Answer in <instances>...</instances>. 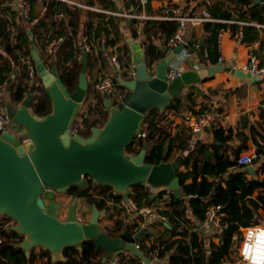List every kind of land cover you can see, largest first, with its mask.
Wrapping results in <instances>:
<instances>
[{
    "label": "trees",
    "instance_id": "obj_1",
    "mask_svg": "<svg viewBox=\"0 0 264 264\" xmlns=\"http://www.w3.org/2000/svg\"><path fill=\"white\" fill-rule=\"evenodd\" d=\"M4 1L10 2L11 0ZM29 1L33 4L36 0ZM82 1L89 5L95 4V2L98 1V3L106 7L115 4L112 0ZM187 1L192 2V0ZM129 2L137 7L143 5L140 3V0H129ZM45 3L46 9L43 15L32 18V21L33 19H37L34 24L28 26L21 23L16 24L13 20L15 16L13 13L0 21V85H5L7 90L11 87V97L16 103H20L23 98L29 94L30 89L34 88V107L36 112L40 115H47L52 111L51 102L37 71L36 80L33 82V80H30L28 77L26 64L20 62V58L31 56V40H34L35 43L37 39L43 41V45L38 44V49L42 55L45 52L46 40L62 38L58 45L53 47L51 55L47 57L42 55V57L50 66L54 63L57 64L58 72L63 82L69 90L73 91L78 85L79 75L84 63H87L88 74L97 62L96 55L101 57L104 52H107L108 48L116 46L120 43L119 41L125 39L121 25L123 18L120 16H110L92 10L87 13L89 21L82 24L80 23L81 9L78 5L58 0H45ZM144 6L147 10H150L149 3L144 4ZM236 10L238 12V20L247 19L250 22L257 21L260 24H264V7L261 4H257L256 0H241ZM57 13L64 14L60 22L54 20V16ZM189 13L194 14V11H189ZM232 16L230 11H226L221 18L231 19ZM214 17H216L215 14ZM144 22L140 34H138L135 29L131 30V34L134 38L141 41L147 60L149 64L152 65L155 61H159L166 56L167 49L158 50L153 41L147 40L148 33L151 29L159 27L162 32V39L167 47L170 37L178 28V22L155 19L146 20ZM227 26L228 24L221 22H207L205 37L203 39L204 47L207 48L208 52L205 57L207 66L218 63L220 56L219 38L221 32L225 30ZM29 31L32 32L31 36L29 35ZM45 32H51L49 38L44 35ZM262 34L264 35V28L246 24L240 29L239 39L242 43L253 42L259 40ZM82 35L88 36L89 42L93 48V53L86 54V57H82L83 50L82 44L80 43ZM262 45H264V42H262ZM99 47H103L105 50L99 51ZM118 49H122V47L120 46ZM96 50H98L97 53ZM106 56L109 57V54ZM83 60H85V62ZM17 66H20L22 70L21 81L19 83H16V77H12V74L16 75ZM209 79H205L203 82L209 81ZM117 83L118 88L123 90L126 89L118 80ZM91 87L92 85L90 84L89 90H91ZM190 88L197 89L196 92L199 94L203 93L197 84L190 86ZM1 92L0 88V95ZM98 100L103 101L101 96L98 97ZM171 110L176 113L192 110L195 114L200 115L205 111V108L200 111H195L194 98L191 97V95H185L182 98L175 99L171 106L163 113L159 112L157 109H152L145 117L146 136H137L134 143L127 149L128 153H137L142 150L145 144H150L146 154V160L152 164L160 163L161 161L171 162L178 154L191 148L195 154L199 155V157L193 160L190 171L177 172L179 178V191L181 194L176 195L173 193L169 203V209L164 211L172 224V236L174 237V235L181 234L183 238L165 243L163 247L158 250L159 255L163 256L167 253H171L172 258L168 264H225L228 261L231 262L233 259L232 255L237 250L235 249V241L242 240V235L238 229L239 224L250 225L251 223H255V220L252 218L254 205L252 203L249 205L243 204V208H241L238 205V201L242 199L244 195L238 197L234 192H229L231 187L237 186L234 181H241L244 173L236 172L231 175L233 178H230V180L224 176V172L230 166L238 164V157L235 156L231 158L227 154L219 152L218 150L221 146L218 144L213 143L206 145L194 139V133L186 126L182 127L174 138L169 139L168 125L163 123L165 113ZM93 111V108H89L86 117L84 114V128L80 130V134L83 136L91 135L92 124L103 126L109 119L108 112H105L103 116L97 118ZM78 115H80V112ZM222 134V131H217L216 137L221 142H225V139L223 140V138L219 137ZM251 134L258 145L256 153L261 157L264 155V144H261L259 141V135L261 136L262 134H259L258 130L253 127L251 128ZM231 137L232 135H229L225 138L229 139ZM211 146L214 148L213 153L209 152ZM186 163L189 164V160ZM206 173L215 174L217 177L214 180H210ZM199 175H202L201 180H198ZM190 176H192V180L188 182ZM86 179V186H73L69 189L67 195L83 198L90 212L94 204H96L100 210L108 211L110 206L99 198L98 194H107L112 188L109 186L93 187L92 180L90 178ZM222 181H226L227 183L225 189L220 186ZM130 190L132 200L134 202L136 201L139 205H152L155 201V197L152 196L153 194H151L150 188L144 184H135ZM159 195H162V193H159ZM122 196L123 195L119 193L115 194V198L117 199H120ZM222 196L229 198L228 203H222ZM218 200L222 204L219 210L221 214L220 229L216 234L220 237V242L219 244L206 247L205 241L200 239L196 233H191L188 226L194 222L192 216H197L201 220H206L208 209L212 207L213 204L219 202ZM187 205L192 212V216L188 215ZM3 217L11 219L7 216ZM4 226L5 225L0 221V233L4 238L3 242L0 243V264H105L103 262V258L106 256L105 251L101 248L97 249L95 243L91 240L84 241L81 248H65L60 257H54L50 251L43 248H39V251L33 248L30 255L27 256L23 247H21L24 236L11 230L12 225ZM125 229L130 233V227L128 225L122 220H116L115 229L108 230L106 233L117 237ZM145 237V234H143L139 239L141 242L140 250L144 252L147 258H150L149 252L145 249L143 244ZM141 261L142 260L138 256L126 251L121 264H141Z\"/></svg>",
    "mask_w": 264,
    "mask_h": 264
},
{
    "label": "water",
    "instance_id": "obj_2",
    "mask_svg": "<svg viewBox=\"0 0 264 264\" xmlns=\"http://www.w3.org/2000/svg\"><path fill=\"white\" fill-rule=\"evenodd\" d=\"M256 3L264 7V0H256ZM126 41L137 71L132 80L118 77L128 95L113 105L106 94L109 119L103 126L92 124L91 135L83 136L74 134L71 128L90 87L87 63L83 60L78 85L71 91L63 82L57 64L50 66L31 40V56L52 111L47 115L36 112L35 89L31 88L20 103L11 97L14 111L11 116L8 114L10 128L0 132V215L14 220L11 230L24 236L21 247L27 256L33 248L39 247L60 257L65 248H81L84 241L91 240L97 249L105 251L104 263L115 253L127 250L150 264L136 245L145 228L134 236L125 230L117 237L111 236L100 224L105 211L96 204L87 222L77 220L76 202L71 203L66 218L62 219L63 204L57 200V195L66 194L73 186H86V178L92 180L93 187L109 186L127 200L135 184H144L152 194L169 187L180 195L176 161L147 162L150 144H145L133 156L127 154V149L144 129L147 113L152 109L165 112L175 99L183 97L186 87L203 83L222 70L243 80L250 78L252 83L259 81L249 71L224 67L221 61L168 79V68L185 44L162 58L154 73H150L152 65L141 41L132 36Z\"/></svg>",
    "mask_w": 264,
    "mask_h": 264
},
{
    "label": "crops",
    "instance_id": "obj_3",
    "mask_svg": "<svg viewBox=\"0 0 264 264\" xmlns=\"http://www.w3.org/2000/svg\"><path fill=\"white\" fill-rule=\"evenodd\" d=\"M28 2L30 4V15L28 20L23 18V9H24V2ZM114 5L110 7H106L103 4L95 2V4L89 5L85 4L82 0H71L72 4H76L81 9L80 15V23L85 24L89 21V16L87 15L88 11H97L96 8L102 9H119L120 4L117 3L116 0H112ZM241 0H192V2H188L187 0H140V3L143 5L141 7H137L138 9L145 12L147 15H151L150 19L161 20L160 17L164 14L165 9L169 5V3H176L177 5L188 9L189 11H194V15H202L209 13L213 20L207 22H221L228 24L227 28L223 30L220 34V56L223 58V66L224 67H237L240 69L245 68L247 63L250 60V56L255 54L264 61V35L260 36L259 40L253 42H246L242 43L240 41V29L246 24H252L257 26L256 24H260L257 21H248L247 19H237V6ZM150 4V10H147L144 4ZM191 3V4H189ZM190 5V7H189ZM194 5V6H193ZM94 7V8H92ZM193 7V8H192ZM192 8V9H191ZM46 9L45 0H36L33 4L30 3L29 0H11L10 2H5L4 0H0V21L5 18L9 17L11 13L15 16L13 20L16 24H26L31 25L36 22L37 18L43 15ZM230 11L232 13L231 19H223L221 16L224 12ZM98 12V11H97ZM59 14V13H57ZM55 14V16L57 15ZM214 14L216 17H214ZM54 16V20H55ZM64 17V14H63ZM67 18V16H66ZM122 21V33L125 37L123 41H119L120 43L117 44L118 47H122L123 52H126L129 57L126 58L124 61L126 63L132 62L131 60V48L126 41V38L131 37V30L135 29L138 34L141 33L142 27L144 25L143 22H139L137 20H128L124 17ZM149 19V20H150ZM30 20V21H29ZM56 21V20H55ZM60 22V21H56ZM207 22L200 23V24H190L188 28V37L189 40L188 46L185 47L179 54L176 55L175 60L171 63L180 73L187 71L189 69H199L208 67L206 65L205 57L207 56V48L204 47V37H205V27ZM263 25L264 24H260ZM238 26V27H236ZM258 27V26H257ZM83 28V27H82ZM81 28V29H82ZM264 28V27H258ZM31 33V34H30ZM51 32H45L44 35L49 38ZM29 35H32V32L29 31ZM133 37V36H132ZM148 41H153L154 45L157 46L158 50H166L165 42L162 39V32L159 27H155L150 30L147 35ZM56 40L53 38L51 40H46L45 45V52L44 57H47L46 48L50 42ZM43 45V41L37 39L36 46ZM105 44V43H103ZM58 44H55V47ZM198 46V47H197ZM115 46L112 48H108L107 52H104L101 57L96 55L97 62L92 68L91 72L87 74L88 81L92 85L91 90L87 92L84 98V103L82 104L80 109H84V106L88 108H93V113L97 118L103 116L105 112H108L106 109V99L104 96H101L95 88L96 79L101 73L109 72L112 70V62L110 58L112 53L115 50ZM83 50V49H82ZM99 51H104L105 48L99 47ZM96 51V53L98 52ZM167 51V50H166ZM190 51L189 57L186 55ZM109 54V57L106 55ZM86 52L83 51L82 57H86ZM168 53L166 52V55ZM161 61V60H159ZM159 61H155L153 64L158 63ZM220 58L218 59V62ZM20 62L22 63V58H20ZM22 70L20 66L16 67V75L12 74V77H16V83L21 81ZM35 80H33L34 82ZM38 84V82H37ZM196 85V84H194ZM200 90L203 92L202 94L197 93V89H193L186 87L183 91V96L188 95L194 98L195 100V111H200L201 109L205 108V111L200 114H212L215 119L211 122V124L206 127L200 133H194L196 140L201 141L206 145L210 144H218L221 147L218 150L219 152H223L227 154L229 157L234 158L237 156L238 158L245 154V153H253L255 154V159L249 165H233L230 166L225 172L224 176L228 180H230L232 174L236 172H243L244 176L242 177L241 181H234L237 186L231 187L229 192H234L236 196L242 197L239 199L238 205L243 208V204L249 205L252 203L254 205L252 218L255 220V223H251L250 225H242L239 224L238 229L244 226H251V225H262L264 226V155L261 157L258 156L256 150L258 148L257 143L254 141L251 128H256L259 132V141L261 144H264V78L260 81L252 83L250 78L246 80L237 77L236 75L232 74L231 72H227L225 70L217 72L213 77H210L209 81L197 84ZM1 91L6 90L5 85H0ZM101 96L103 101H99L98 97ZM106 110V111H105ZM109 115V112H108ZM94 116V117H95ZM193 116H199L195 114L194 111L190 110L187 112L176 113L173 110L167 111L165 113L164 123L168 125V132H169V139L174 138L181 130L182 127L186 126L189 130V126L187 124L188 120L191 119ZM99 126V125H98ZM191 131V130H190ZM222 131L223 134L219 137L223 138L225 142H221L216 137V132ZM193 133V132H192ZM232 135L231 138L226 139V136ZM245 147V148H243ZM243 148V149H242ZM209 152L213 153L214 148L211 146ZM199 157V155L195 154L191 149H188L173 159L172 161H176L179 171H190L192 167L193 160ZM179 160V161H178ZM189 160V164L186 162ZM171 161V162H172ZM180 162V163H178ZM207 174V173H206ZM207 177L210 180L216 179L215 174H207ZM202 175H199L198 180H201ZM192 176H190L189 181L191 182ZM243 181V182H242ZM246 183V184H245ZM220 186L222 188L227 187L226 181H222ZM234 186V185H233ZM131 191V190H130ZM174 193V190H173ZM152 194V193H151ZM176 194V193H175ZM64 195V194H63ZM67 195V193H66ZM62 195H57V200L63 202L61 199ZM155 197V201H159V193L158 195L153 194ZM61 197V198H60ZM67 203L69 206L72 202H76V211L80 210L81 208H85V200L81 197H74V196H66ZM132 199V198H131ZM219 201V200H218ZM229 198L222 196V203H228ZM85 203L82 205L81 203ZM217 202V201H216ZM170 203V202H169ZM169 203L165 206V210L169 209ZM221 204V202H217ZM216 204V203H215ZM66 203H64L65 207ZM214 205V204H213ZM222 205V204H221ZM83 206V207H82ZM187 212L189 216H192V212L187 205ZM211 208V207H210ZM209 208V209H210ZM208 209V210H209ZM164 210V211H165ZM68 211L65 213L68 214ZM103 216H112L114 220H120L121 214L118 211V208L110 206L108 211L104 210ZM208 212V211H207ZM208 215V213H207ZM224 215V214H222ZM102 217V216H101ZM194 219L193 224L188 226V229L191 233H196L200 239L205 241L206 247H210L213 244H219L220 237L216 234L219 232L220 229V222L219 227H216L213 222H210L206 216V220H201L197 216H192ZM169 218V217H168ZM89 219V218H88ZM221 219V214H220ZM88 221V220H87ZM116 222V221H115ZM115 222L113 221V226L111 228L106 229L104 227V222L100 221L101 226L104 228L105 231L114 230L115 229ZM254 222V221H253ZM127 225V224H126ZM110 227V226H109ZM130 233L129 235H135L137 231L141 228H145L143 232L145 234V239L143 240V244L146 250L149 252V261L150 264H168L172 258L171 253H167L163 256L159 255V249L163 247V245L167 242H172L174 240L182 239L183 236L181 234L172 236L171 228L172 224L169 223L168 225L163 224L159 221L155 222H144L139 218H136L133 223H131ZM135 230V231H134ZM243 240V233L240 230ZM242 240L235 241V249L236 252L232 255V261L226 262L225 264H242L239 262L240 259V246ZM138 243L141 242L138 240ZM144 253V252H143Z\"/></svg>",
    "mask_w": 264,
    "mask_h": 264
},
{
    "label": "built area",
    "instance_id": "obj_4",
    "mask_svg": "<svg viewBox=\"0 0 264 264\" xmlns=\"http://www.w3.org/2000/svg\"><path fill=\"white\" fill-rule=\"evenodd\" d=\"M63 2L72 3L71 0H58ZM117 3L120 4L119 9H102V8H94L98 12L104 13L106 15H116L120 17H124L128 20H137L139 22H143L149 20L151 15H147L142 10L138 9L135 5L129 2V0H116ZM30 4L26 1L24 2V9H23V18L28 19L30 15ZM63 19V13H59L55 16L56 21H61ZM161 20H173L178 22V28L176 32L170 37V41L167 44V53L173 52L176 47L180 44H185V47L188 46L189 40L188 37V28L190 24H200L207 21L213 20L209 13L202 14V15H194L190 14L189 10L177 5L176 3H169L167 8L164 11ZM258 27H264L263 25L256 24ZM62 38L56 39L50 44H48L46 48L47 56L52 54L53 46L58 44ZM80 43L82 44V49L87 54L93 53V48L89 42L87 35H82L80 39ZM115 50L112 53L110 61L112 62V70L109 72L101 73L97 77V81L95 83L96 91L101 95L105 96L108 95L111 103L113 105H117L119 102L123 101L124 98L128 95V90L118 88V77H122L128 80H132L137 75V71L135 69V65L131 62L126 63L124 61L126 58L128 59L129 55L123 50L118 51L117 45L115 46ZM184 47V48H185ZM198 47V46H197ZM183 48V49H184ZM182 49V50H183ZM97 51V50H96ZM264 52V51H263ZM167 54V55H168ZM190 51L186 54L188 57L190 55ZM220 61L223 62V58L219 57ZM249 62L245 66L244 70L247 72L249 71L252 76L257 77L259 81L264 78V61L261 57L253 54L250 57ZM22 61L27 66L28 77L30 80H36V67L33 61L32 56H26L22 58ZM159 63V62H158ZM152 64L150 68V73H154L156 65ZM127 73V77H123V75ZM180 72L170 64L167 75L168 79L174 78L175 76L179 75ZM119 81V80H118ZM119 83H121L119 81ZM1 98V95H0ZM87 111L83 112V115L79 118V120H75L71 130L74 134H80V130L84 128L83 120L84 114L86 117ZM78 118V116H77ZM215 119V117L210 114H204L199 116H193L191 119L188 120L187 124L190 130L193 133H200L206 127H208L211 122ZM11 119L8 113L0 107V132L5 131L6 129L10 128ZM139 137L146 136V125H144L143 131L138 135ZM128 155L133 156L135 153H128ZM255 154L253 153H245L238 158V164L245 166L252 163L255 159ZM151 192V189H150ZM115 192L113 189L109 191L107 194H98V197L101 198L104 202L107 203L108 206L117 207L118 211H120L121 218L125 224L131 226V223L139 218L144 222H155L159 221L163 224L168 225L169 218L164 213L165 206L171 201L173 196V190L171 188H167L165 191L161 192L162 195L159 196V201L154 202L152 205H139L136 201L134 202L131 199L127 200L124 195L117 199L115 198ZM152 193V192H151ZM130 195V194H129ZM158 195V194H156ZM221 204L216 203L212 205V207L208 210L207 218L210 222H213L216 227H219L220 222V212ZM91 213L89 212V215ZM86 212H81L80 210L76 211L77 220L79 222H87L89 220V216ZM243 233V240L240 246V259L239 262L242 264H264V226L262 225H251V226H244L240 227ZM124 231V230H123ZM122 231V232H123ZM126 231V229H125ZM135 231V230H134ZM121 232V234H122ZM127 233V232H126ZM136 235V234H135ZM134 236V235H132ZM4 238L0 233V243L3 242ZM136 245L140 248V244L138 241ZM127 250L120 251L115 253L111 258L107 259L105 264H121L123 261L124 254H126ZM129 252V251H128ZM132 253V252H131ZM141 264H147L143 260ZM230 264V263H228Z\"/></svg>",
    "mask_w": 264,
    "mask_h": 264
},
{
    "label": "rangeland",
    "instance_id": "obj_5",
    "mask_svg": "<svg viewBox=\"0 0 264 264\" xmlns=\"http://www.w3.org/2000/svg\"><path fill=\"white\" fill-rule=\"evenodd\" d=\"M127 76H128L127 73H125L123 75V77H127ZM0 107L3 108L10 116L12 115V113L14 111V107L12 105L11 90L10 89H8V90L6 89V90L1 92ZM87 109H89V108L86 107V106H84V109H80V115H78V118H76V119L79 120V118L81 117L83 112L87 111ZM178 163H180V162H178ZM60 195H62L61 196L62 198L61 197L60 198L63 199L62 200L63 201L62 202L63 207L61 209L60 216H61L62 219H65L66 216H67L65 213L70 208L69 203H67V198H65L68 195H66V194H64V195L63 194H58V198H59ZM64 203H66L65 207H64ZM81 204L85 205L84 202L81 203ZM80 211L83 212V213L86 212L89 215L90 209H89V207L87 205H85V208L84 207L81 208ZM3 216L4 215H0V221H1V223L3 225H5L4 227L9 226V225H13L15 223L13 219H7V218H4ZM100 221L104 222V227H106V229H108V228H111V226H113V221L115 222L116 220H114L112 216H103L102 215ZM36 251H39V247H36Z\"/></svg>",
    "mask_w": 264,
    "mask_h": 264
}]
</instances>
